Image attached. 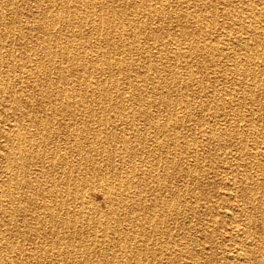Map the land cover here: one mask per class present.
<instances>
[{
  "label": "bare ground",
  "instance_id": "bare-ground-1",
  "mask_svg": "<svg viewBox=\"0 0 264 264\" xmlns=\"http://www.w3.org/2000/svg\"><path fill=\"white\" fill-rule=\"evenodd\" d=\"M0 264H264V0H0Z\"/></svg>",
  "mask_w": 264,
  "mask_h": 264
},
{
  "label": "rangeland",
  "instance_id": "rangeland-1",
  "mask_svg": "<svg viewBox=\"0 0 264 264\" xmlns=\"http://www.w3.org/2000/svg\"><path fill=\"white\" fill-rule=\"evenodd\" d=\"M16 5L18 6V7H22V3H21V1H18L17 3H16ZM23 7H24V5H23ZM207 112V111H206ZM205 112V113H206ZM215 112V111H214ZM208 113V112H207ZM206 115V114H205ZM220 126H224V124L223 123H221L220 124ZM210 176L213 178V179H215L216 178V175L215 174H210ZM223 190H225L224 188H220V187H215V188H210L209 190H208V194H209V196H215V198H217L218 196H221V194L224 192ZM217 201H218V204H219V209L220 210H222L224 207H223V203L221 202V199H218L217 198Z\"/></svg>",
  "mask_w": 264,
  "mask_h": 264
}]
</instances>
